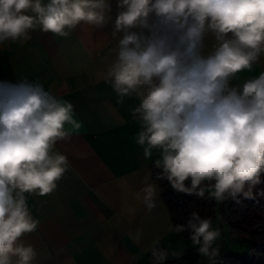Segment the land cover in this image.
Segmentation results:
<instances>
[{
  "label": "clouds",
  "instance_id": "clouds-1",
  "mask_svg": "<svg viewBox=\"0 0 264 264\" xmlns=\"http://www.w3.org/2000/svg\"><path fill=\"white\" fill-rule=\"evenodd\" d=\"M115 8L112 0H0V45L36 30L68 38L85 25L110 26L114 59L102 78L118 103L139 101L134 141L146 160L157 153L156 179L219 203L264 199V69L244 75L264 64V0H115ZM81 126L74 105L39 81H0V264L36 259L23 239L39 225L28 196L57 189L69 160L56 146ZM157 189H141L149 211ZM168 228L189 233L215 264L220 230L210 217L193 210ZM148 251L165 264L159 238Z\"/></svg>",
  "mask_w": 264,
  "mask_h": 264
},
{
  "label": "crops",
  "instance_id": "crops-1",
  "mask_svg": "<svg viewBox=\"0 0 264 264\" xmlns=\"http://www.w3.org/2000/svg\"><path fill=\"white\" fill-rule=\"evenodd\" d=\"M112 5L114 15L115 0ZM115 43L110 26L98 31L85 25L68 38L36 30L22 44L0 45V81H39L74 105L82 125L56 146L69 160L57 189L44 197L28 196L39 221L38 229L23 238L37 252L33 264H153L148 249L156 238L167 250L165 263L182 257L176 248L186 240L168 228L173 220L161 189L155 208L149 211L143 203L141 189L155 183L158 157L154 152L146 160L134 141L139 123L132 109L139 101L118 103L102 78ZM261 69L264 64L244 75Z\"/></svg>",
  "mask_w": 264,
  "mask_h": 264
},
{
  "label": "trees",
  "instance_id": "trees-1",
  "mask_svg": "<svg viewBox=\"0 0 264 264\" xmlns=\"http://www.w3.org/2000/svg\"><path fill=\"white\" fill-rule=\"evenodd\" d=\"M159 171L155 169L153 178L162 191V198L172 217L173 224L185 223L189 213L193 210L199 211L201 217L215 218L216 201L174 191L166 180L156 179ZM219 210L221 219L228 223L232 235L244 239L250 247L248 260L231 256L224 264H264V199H259V202L242 200L239 204L229 199L221 203ZM180 233L184 239L190 240L189 233ZM149 257L152 260L151 254ZM195 263L196 258L182 256L165 264Z\"/></svg>",
  "mask_w": 264,
  "mask_h": 264
},
{
  "label": "rangeland",
  "instance_id": "rangeland-1",
  "mask_svg": "<svg viewBox=\"0 0 264 264\" xmlns=\"http://www.w3.org/2000/svg\"><path fill=\"white\" fill-rule=\"evenodd\" d=\"M216 204L217 213L215 218L212 219V222L213 228H218L220 230V237L215 243V247L218 249L215 264H224L231 256L248 260L250 258V247L248 242L238 236L232 235L228 223L223 221L219 215L221 203L216 202ZM176 251L178 256L196 258L195 264H210L208 257L200 255L192 246L190 240H186V243L183 245H178Z\"/></svg>",
  "mask_w": 264,
  "mask_h": 264
}]
</instances>
